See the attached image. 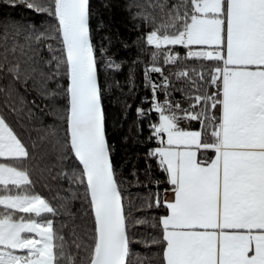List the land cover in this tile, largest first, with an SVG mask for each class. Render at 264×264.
Listing matches in <instances>:
<instances>
[{"label": "snow or ice", "instance_id": "snow-or-ice-1", "mask_svg": "<svg viewBox=\"0 0 264 264\" xmlns=\"http://www.w3.org/2000/svg\"><path fill=\"white\" fill-rule=\"evenodd\" d=\"M3 3L23 5L51 21L41 30L0 18V96L18 120L31 121L38 109L41 122L34 128L37 139L26 144L0 113V264H131L123 181L113 162L106 77L98 60L108 48L98 47L94 37L98 9L93 0ZM133 8L132 18L151 28L141 39L155 49L145 75L163 77V83L150 84L149 111L159 115L151 127L160 146L147 153L167 173L172 192L171 199L165 189L147 201L149 209H164L153 225L160 229L159 239L152 241L162 248L161 264H264V0H130L126 9ZM103 27L100 21L96 30ZM57 39L60 55L38 58L42 47L53 51L44 42ZM177 45L187 49L184 59L201 62V71L173 74L199 93H186L188 108L155 96L170 94L169 78L157 64L162 58L178 65L181 57L168 47ZM205 61L210 62L206 68ZM105 66L121 70L114 60ZM197 80L206 83L204 91ZM30 92L48 103L41 107L28 100ZM137 112L145 115L144 109ZM44 116L53 122L45 124ZM184 121H196L200 129L188 130L181 126ZM46 159L54 162L51 167L78 163L70 175L63 169L59 175L85 187L93 223L87 240L73 232L69 243L50 218L58 208L35 191L31 173H50L51 167L25 165ZM67 191L76 198L71 188Z\"/></svg>", "mask_w": 264, "mask_h": 264}, {"label": "trees", "instance_id": "trees-1", "mask_svg": "<svg viewBox=\"0 0 264 264\" xmlns=\"http://www.w3.org/2000/svg\"><path fill=\"white\" fill-rule=\"evenodd\" d=\"M108 7H103L100 0H93V5L98 9L99 20L93 21L94 37L97 46L103 44L108 48V53L104 56H98L101 61L100 72L105 80L104 107L106 113L107 130L110 143L113 145V162L117 169L121 184L122 195L126 205V214L129 220V237L131 255L129 257L131 264H161L162 248L160 245L152 244L153 239H159V227H153L157 219L164 213V209L147 207L148 198L154 193L159 192L164 195L165 189L171 186L166 183L167 173L163 172L158 159L148 157L150 149L160 146L158 139L153 136L152 124L159 122V115L155 111H149L152 108L153 92L151 83L157 85L163 83V77L158 73L148 72L152 67L151 52L154 46L146 45L141 39L142 36L151 30L140 19H133L132 16L136 9L131 11L126 9V4L130 0H104ZM0 18L19 19L26 23H33L43 30L47 26L46 22L51 21L50 17L43 14L34 13L23 5L16 7L9 6L0 0ZM103 22L104 27L97 29V25ZM107 37L108 39H105ZM46 45H51L53 51H48L47 47H42L38 53V58L45 60L51 59L54 55H60L61 45L57 40H47ZM173 54H178L181 60L178 65L164 64L161 61L157 66L164 69V75L168 76V93L158 91L156 99L163 103L167 98L173 102H179L181 108H188L189 101L186 99V93L191 95L199 94L190 82L186 79H176V72L195 68L201 71V62L192 58L184 59L187 49L183 46H168ZM107 60H114L121 65L119 72L108 69L105 65ZM206 67L210 62H202ZM193 79L196 77L190 72ZM118 82L117 86L109 87L113 82ZM5 85L7 81H3ZM200 85V91H204L207 85L204 81L197 80ZM176 89H184L177 91ZM213 91L214 88H208ZM23 91V89H21ZM5 97L0 96V113H3L10 125L20 134L26 144L35 141L39 135L34 128L40 127V116L38 109H33L35 116L31 121L25 118L17 119L15 114L5 106ZM27 99H35L37 104H47V101L41 103L34 92L27 94ZM137 109H144L145 115L140 116ZM27 111V109H25ZM43 122L51 124L52 118L44 116ZM23 125V127H21ZM182 127L188 130H199L200 124L196 121H184ZM31 138V140L29 139ZM149 137H152L149 139ZM212 153L207 154L208 159L212 158ZM54 162L51 160L32 161L25 165L29 168H44L46 165L51 167ZM150 166V167H149ZM78 167V163L69 160L62 166L51 167V172L40 173L33 171L32 179L35 183V191L48 199L58 208V214L50 217L54 221L56 230L71 243L74 239L72 233L77 237L87 240L91 233L89 229L93 227L92 216L89 209L88 199L86 197L84 185L72 184L69 179L59 175L61 170L69 172ZM135 172V176H133ZM157 182L159 184L157 185ZM69 188L76 192V198L72 199ZM69 196L66 201L58 200L57 197ZM63 205V206H61ZM144 221V223H136ZM148 245H151L149 247Z\"/></svg>", "mask_w": 264, "mask_h": 264}, {"label": "crops", "instance_id": "crops-1", "mask_svg": "<svg viewBox=\"0 0 264 264\" xmlns=\"http://www.w3.org/2000/svg\"><path fill=\"white\" fill-rule=\"evenodd\" d=\"M170 189H171V188H170ZM170 189H168V191H167V193H166V195L168 196L169 199L172 198V192H171ZM164 194H165V193H164Z\"/></svg>", "mask_w": 264, "mask_h": 264}]
</instances>
